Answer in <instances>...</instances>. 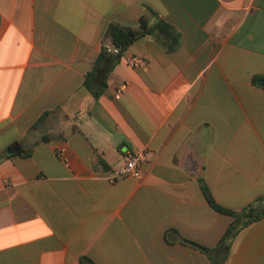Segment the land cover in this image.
Instances as JSON below:
<instances>
[{
  "label": "crops",
  "instance_id": "1",
  "mask_svg": "<svg viewBox=\"0 0 264 264\" xmlns=\"http://www.w3.org/2000/svg\"><path fill=\"white\" fill-rule=\"evenodd\" d=\"M142 17L176 46L135 40L94 98L108 26ZM14 141L29 155L0 160V264H211L183 239L214 247L232 217L201 181L231 210L264 201V0H0V153ZM141 150L140 177L105 178ZM223 264H264V216Z\"/></svg>",
  "mask_w": 264,
  "mask_h": 264
},
{
  "label": "trees",
  "instance_id": "2",
  "mask_svg": "<svg viewBox=\"0 0 264 264\" xmlns=\"http://www.w3.org/2000/svg\"><path fill=\"white\" fill-rule=\"evenodd\" d=\"M154 33L171 38V42L168 45L169 49H173L176 46V37L171 26L162 19L158 18L153 23H149L147 18L142 17L139 25L134 28L116 23L110 24L105 36L110 46L116 51L108 50V46L103 45L95 64L85 73L83 88L94 98H98L106 87V77L109 71L119 61L128 46L135 40ZM17 155L26 157L29 152L25 150L21 142L14 141L0 153V160ZM200 187L206 201L215 210L230 215L232 220L226 232L214 247H205L187 239H183V242L200 249L210 258L211 264H223L230 252L231 243L235 235L251 222L264 216V201L262 198H257L241 210L235 211L218 205L203 181H201ZM80 263L94 264L85 257L81 258Z\"/></svg>",
  "mask_w": 264,
  "mask_h": 264
},
{
  "label": "built area",
  "instance_id": "3",
  "mask_svg": "<svg viewBox=\"0 0 264 264\" xmlns=\"http://www.w3.org/2000/svg\"><path fill=\"white\" fill-rule=\"evenodd\" d=\"M108 50L116 51V49L112 47H108ZM131 63L133 65H142V66L143 65L145 66L146 64L145 60L139 57H133ZM124 88H125L124 85L118 87L115 91V97H119ZM57 155L63 161V163L67 165V163L64 160L63 150H60L57 153ZM144 160H145V150L128 153L126 155L124 164L120 168L108 173L105 176V178L111 183L115 182L118 178H121L123 176L138 178L140 177V169Z\"/></svg>",
  "mask_w": 264,
  "mask_h": 264
},
{
  "label": "water",
  "instance_id": "4",
  "mask_svg": "<svg viewBox=\"0 0 264 264\" xmlns=\"http://www.w3.org/2000/svg\"><path fill=\"white\" fill-rule=\"evenodd\" d=\"M260 83H262V81H260Z\"/></svg>",
  "mask_w": 264,
  "mask_h": 264
}]
</instances>
